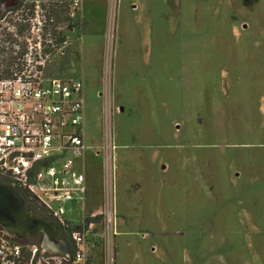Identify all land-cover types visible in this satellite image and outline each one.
<instances>
[{
  "label": "rangeland",
  "instance_id": "374dc122",
  "mask_svg": "<svg viewBox=\"0 0 264 264\" xmlns=\"http://www.w3.org/2000/svg\"><path fill=\"white\" fill-rule=\"evenodd\" d=\"M84 14L68 68L95 144L111 67L114 264H264V0H84Z\"/></svg>",
  "mask_w": 264,
  "mask_h": 264
},
{
  "label": "built area",
  "instance_id": "2783aa9c",
  "mask_svg": "<svg viewBox=\"0 0 264 264\" xmlns=\"http://www.w3.org/2000/svg\"><path fill=\"white\" fill-rule=\"evenodd\" d=\"M26 1L40 12L49 3L64 5L68 37L51 48L38 43L22 54L16 47L7 66L0 54V182L25 193L30 211L35 202L49 215L71 249L64 255L42 253L38 243L12 238L0 227V264H91V257L114 264L118 215L114 205L116 145L110 121L111 67L107 66L103 90L97 94L103 101L102 141L87 144L85 85L82 76H70L68 68L71 48L82 58L87 21L84 0ZM130 2L136 10V4ZM74 23L80 31L76 40L69 36ZM87 155L102 173L101 197L95 208L87 204Z\"/></svg>",
  "mask_w": 264,
  "mask_h": 264
},
{
  "label": "flooded vegetation",
  "instance_id": "af4514ba",
  "mask_svg": "<svg viewBox=\"0 0 264 264\" xmlns=\"http://www.w3.org/2000/svg\"><path fill=\"white\" fill-rule=\"evenodd\" d=\"M69 18L64 5L49 3L39 11L26 0H0V54L7 66L13 49L20 54L38 43L51 48L68 37Z\"/></svg>",
  "mask_w": 264,
  "mask_h": 264
},
{
  "label": "water",
  "instance_id": "95a60500",
  "mask_svg": "<svg viewBox=\"0 0 264 264\" xmlns=\"http://www.w3.org/2000/svg\"><path fill=\"white\" fill-rule=\"evenodd\" d=\"M0 227L15 239H30L40 235V251L67 254L69 244L43 217L30 211L24 197L12 184L0 182Z\"/></svg>",
  "mask_w": 264,
  "mask_h": 264
},
{
  "label": "crops",
  "instance_id": "0c3cea01",
  "mask_svg": "<svg viewBox=\"0 0 264 264\" xmlns=\"http://www.w3.org/2000/svg\"><path fill=\"white\" fill-rule=\"evenodd\" d=\"M89 160L95 161L91 155L89 157ZM98 171L99 172H96L97 176H95L93 178V176H90V174L86 170V182H87V186H88V202H87V204H88L89 208H95L100 202V197H101V177H100V175L98 176V174L100 173V166H98ZM92 195H95V199H98L97 200V204H95V205L91 204L93 202V196ZM76 206H78V205H76Z\"/></svg>",
  "mask_w": 264,
  "mask_h": 264
},
{
  "label": "trees",
  "instance_id": "16d2710c",
  "mask_svg": "<svg viewBox=\"0 0 264 264\" xmlns=\"http://www.w3.org/2000/svg\"><path fill=\"white\" fill-rule=\"evenodd\" d=\"M22 196L24 197L25 201L28 203V199H27L26 194L22 192ZM31 204H32V206L34 208V209H32L34 213H36L39 216L43 217L48 222L53 223V220L51 219V217L49 215H47L42 209H39L38 205L35 202H33V203L31 202ZM60 235L67 240L66 235L64 233H60ZM39 237H40V235H35V236L31 237L30 239H34V238L37 239L36 241H33V242H36V243L39 244V241H40ZM67 242L69 244V248L71 249L70 242L68 240H67Z\"/></svg>",
  "mask_w": 264,
  "mask_h": 264
}]
</instances>
